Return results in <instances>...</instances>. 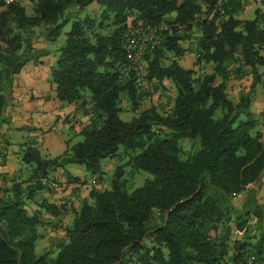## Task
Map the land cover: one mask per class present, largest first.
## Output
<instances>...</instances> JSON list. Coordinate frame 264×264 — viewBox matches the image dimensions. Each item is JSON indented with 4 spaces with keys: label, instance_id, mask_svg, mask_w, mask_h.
<instances>
[{
    "label": "trees",
    "instance_id": "1",
    "mask_svg": "<svg viewBox=\"0 0 264 264\" xmlns=\"http://www.w3.org/2000/svg\"><path fill=\"white\" fill-rule=\"evenodd\" d=\"M23 1L0 14L1 81L32 59L36 35L55 45L72 22L52 81L60 102L78 111L91 105L92 120L81 133L84 140L60 156L46 158L25 146L31 179L22 183L16 175L11 185L0 186V264H264V233L255 243L250 237L263 226L264 207L258 189H249L264 177V136L250 110L264 67V0L263 13L259 9L247 21L236 17L243 0H32V15ZM95 2L101 14L81 17ZM196 28L199 36L192 39ZM138 29L156 35L140 59L145 80L175 86L167 111L140 110L149 94L139 87L127 50ZM188 40L196 43L199 64L214 66L213 73L199 75L180 64L189 52L181 42ZM246 70L253 82L234 99L228 81ZM123 95L137 115L131 121L121 117ZM5 106L0 87V123ZM186 140L195 144L187 156ZM121 147L138 152L129 164L152 176L144 186L129 192L119 168L112 189L93 191L69 224L64 211L46 200L29 213L27 202L49 186L50 172L78 164L96 174ZM68 180L82 184L71 175ZM244 193L246 200L236 206L233 200ZM53 223L64 236L39 254L42 230ZM235 230L245 237L233 240Z\"/></svg>",
    "mask_w": 264,
    "mask_h": 264
},
{
    "label": "rangeland",
    "instance_id": "2",
    "mask_svg": "<svg viewBox=\"0 0 264 264\" xmlns=\"http://www.w3.org/2000/svg\"><path fill=\"white\" fill-rule=\"evenodd\" d=\"M255 1V0H254ZM260 4V2L258 1ZM23 5L27 8V13L32 15L34 13L35 3L32 0H24ZM102 8L98 3L91 4L85 11L81 13V17H86L87 15H96L99 16L101 14ZM252 18L254 19L256 16L254 13L251 14ZM175 15H172L168 17V19L174 18ZM72 28V22H70L66 28L63 31L62 36L58 39L57 43L54 45V48L56 49L54 51L55 55L58 57V59L61 56V53L59 52V48L64 45L66 41L67 33L71 31ZM139 31L141 33L145 34V39H150V35L146 30L138 29L133 32ZM199 36V29L196 28L194 30L193 35L191 38H196ZM127 41V46L129 48L133 49L138 52L139 42L138 36H133V33H130ZM149 44V43H148ZM183 44V45H182ZM181 46L185 49H188L190 51L189 54H187L186 59L183 61L184 58L180 61V64L187 65L189 69H193L197 71L199 75H204L207 73H213L214 66L212 65H205V64H199V53L196 51V43H192L191 40L181 42ZM148 47V46H147ZM128 48V47H127ZM144 56V55H143ZM57 59V60H58ZM135 67L138 70V76L140 77L138 81L139 87L142 89V92H147L149 96H145L141 100V107L140 110L147 109L151 106H155L160 111H167L170 109V107L173 104V99L176 96V89L174 84L169 81L165 80L162 84H159L158 82H153L152 84H148V82L145 80L146 77V63H143V59L139 60L135 63ZM247 71V70H246ZM261 78H264V67L260 69ZM6 79V78H5ZM253 80L252 75L247 71L245 75L242 78H235L232 77L228 81V87H229V93L230 96L234 99H238V97L243 94L247 93V90L250 88L251 84L250 81ZM146 93V94H147ZM123 99V106L125 107L123 110V113L121 114L122 119L125 121H131L133 120L137 115L131 110V106L127 102L126 96H122ZM65 107H70L72 104L63 103ZM77 107V106H76ZM79 108V107H77ZM91 105H86L80 108L81 111L78 116L77 114H73L72 116H69V121L71 126H63V128L59 131V136H63V142H66V148L63 149V151H58L57 156L62 155L66 149L69 148L76 143H79L84 140L81 133L83 130L90 125L92 116H91ZM255 133V132H254ZM62 143V142H60ZM198 145V144H197ZM182 147L184 150L185 156L189 155L194 151L195 144L190 141L186 140L182 143ZM38 148V147H37ZM42 155L46 158H53L51 157L48 152L44 149L40 150ZM138 152H128L126 151L125 147H121L119 150L118 155L115 158H107L103 159L101 161V170L96 173L92 174L89 171L85 169V167L80 166L78 164H70L65 167L63 170L58 171H52L48 175V184L47 188L44 191H40L36 193V196L32 201H28L27 207L29 213H32L33 209H35V206H38V204L42 203L43 200H46L49 203L56 204L61 208L64 214V224L67 225L68 222H72L71 220L74 217L75 210H79L81 205H83V202L85 200H90L91 194L93 191H104L108 189H112L113 187V180L115 179L116 172L119 168H122L124 173L122 179L126 181L127 183V189L129 192H133L134 190L144 186L147 180L152 179V176L144 171H137L133 168L131 164H129V161H131V158L135 156ZM56 156V157H57ZM24 158V155H23ZM185 159V157H183ZM34 166H26L25 169L20 171L19 176V182H26L31 179V175L33 174ZM68 175H71L72 178L76 177L80 179V183L75 184L71 183L68 180ZM14 178V177H13ZM11 178L12 180H14ZM10 180V179H9ZM8 180V182H3L2 185L7 184L11 185V182ZM53 181H58V183H67L68 186L61 189H54L52 187ZM247 193L242 194L241 196L235 197L234 204L236 206H241V204L246 200ZM56 202V203H55ZM264 206V205H263ZM44 217L51 221V217H49L48 214H44ZM57 222L56 220L54 223ZM52 224L51 226L47 225L42 230L44 235L46 236L44 241L39 240L37 242L36 249L38 250V253H43L44 249L43 247L48 245L52 246L55 244L56 240H59L60 237L64 236V232L62 230L55 231L52 228H55V224ZM252 225L256 223V219H252L251 221ZM40 230V229H39ZM264 233V221L263 226L260 228V230L254 231L250 234V237L255 238L254 243L257 242L260 239L261 234ZM49 237V238H48ZM233 240L235 239H241L244 236L243 232L234 231L233 233ZM48 238V239H47ZM264 239V238H263Z\"/></svg>",
    "mask_w": 264,
    "mask_h": 264
},
{
    "label": "crops",
    "instance_id": "3",
    "mask_svg": "<svg viewBox=\"0 0 264 264\" xmlns=\"http://www.w3.org/2000/svg\"><path fill=\"white\" fill-rule=\"evenodd\" d=\"M258 1L243 0L236 17L242 21L254 20L259 9L263 13L262 4ZM252 13L256 16L254 19ZM31 43L30 53L34 56L32 55V59L26 63L22 71L9 80L0 79L1 94L6 98L0 123V186L25 169L23 155L26 145L38 147L39 150L44 149L51 157H56L59 150L63 151L66 142H63L64 137H60L58 133L65 124L71 126L69 116L77 114L74 113L77 112L76 105L65 107L57 98L56 85L51 76L58 59L54 53L56 50L54 44L37 35ZM189 53L190 51L187 54ZM3 67L4 65L0 63V73ZM183 67L189 69L186 64ZM252 82L253 80L249 84ZM252 96L250 110L259 120L258 130L264 136V78L260 79V84ZM79 114L78 112L77 115L80 116ZM254 188L258 189L257 202L264 205V177L259 183L249 187L250 190ZM52 229L53 232L61 230Z\"/></svg>",
    "mask_w": 264,
    "mask_h": 264
},
{
    "label": "built area",
    "instance_id": "4",
    "mask_svg": "<svg viewBox=\"0 0 264 264\" xmlns=\"http://www.w3.org/2000/svg\"><path fill=\"white\" fill-rule=\"evenodd\" d=\"M23 0H0V14L7 8V7H9V6H11V5H13V4H16V3H20V2H22ZM259 2L261 3V0H259ZM220 10L223 12V9H222V4L220 5ZM148 32V31H147ZM133 33V36H138L139 38H138V41L137 42H139L138 44H139V47H138V52L136 51V49H135V51L133 50V49H131V48H129V46H127L128 48H127V50H129L130 51V58L133 60V61H135V62H137V61H139L140 59H141V57L146 53V51L148 50L147 48V46L149 45V44H151L152 45V47L155 45V43H156V41H155V37H156V35H155V31H149L148 33H149V35H150V39H149V42H148V39H146V41H144V39H145V34L144 33H141V32H139V31H136V32H132ZM144 38V39H143ZM129 39V38H128ZM149 43V44H148ZM68 186V184L67 183H55V182H52V187L54 188V189H61V188H65V187H67ZM254 257H252L251 259H250V263H252L253 261H254Z\"/></svg>",
    "mask_w": 264,
    "mask_h": 264
},
{
    "label": "water",
    "instance_id": "5",
    "mask_svg": "<svg viewBox=\"0 0 264 264\" xmlns=\"http://www.w3.org/2000/svg\"><path fill=\"white\" fill-rule=\"evenodd\" d=\"M255 184H256V183H255ZM192 197H194V195H193ZM186 201H188V199H185V200H183L182 202H186Z\"/></svg>",
    "mask_w": 264,
    "mask_h": 264
}]
</instances>
